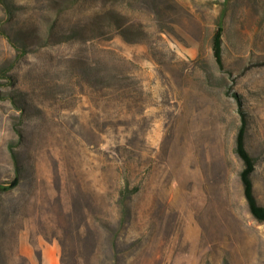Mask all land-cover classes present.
Instances as JSON below:
<instances>
[{
  "label": "rangeland",
  "instance_id": "rangeland-1",
  "mask_svg": "<svg viewBox=\"0 0 264 264\" xmlns=\"http://www.w3.org/2000/svg\"><path fill=\"white\" fill-rule=\"evenodd\" d=\"M242 114L264 205V0H0V264H264Z\"/></svg>",
  "mask_w": 264,
  "mask_h": 264
},
{
  "label": "trees",
  "instance_id": "trees-1",
  "mask_svg": "<svg viewBox=\"0 0 264 264\" xmlns=\"http://www.w3.org/2000/svg\"><path fill=\"white\" fill-rule=\"evenodd\" d=\"M223 36H224V28L219 26L213 37V52L214 58L218 64V66L223 69L224 68V47H223ZM248 135V121L245 114H242V125L239 128L237 138H236V153L238 157L243 162V170L241 171V182L244 189L245 199L247 201L249 211L251 215L259 222L264 223V205L260 204L254 189V181L253 176L256 171L257 161L249 152L246 144ZM19 183V178H15L14 181L8 187H2L1 190L7 191ZM129 181L126 180L122 182V187L119 192V198L122 200L125 210H127L126 200L134 194L138 192L139 187H135L132 191L129 189ZM62 261V260H61ZM62 264H64L62 262Z\"/></svg>",
  "mask_w": 264,
  "mask_h": 264
},
{
  "label": "crops",
  "instance_id": "crops-1",
  "mask_svg": "<svg viewBox=\"0 0 264 264\" xmlns=\"http://www.w3.org/2000/svg\"><path fill=\"white\" fill-rule=\"evenodd\" d=\"M37 250V258L29 256L30 264H62L60 248L56 243L41 244Z\"/></svg>",
  "mask_w": 264,
  "mask_h": 264
}]
</instances>
